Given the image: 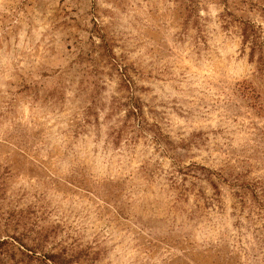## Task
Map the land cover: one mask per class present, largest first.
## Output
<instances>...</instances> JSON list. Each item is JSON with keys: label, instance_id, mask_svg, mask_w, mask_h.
Returning <instances> with one entry per match:
<instances>
[{"label": "rangeland", "instance_id": "obj_1", "mask_svg": "<svg viewBox=\"0 0 264 264\" xmlns=\"http://www.w3.org/2000/svg\"><path fill=\"white\" fill-rule=\"evenodd\" d=\"M197 2L0 0V240L68 264H264V0ZM125 68L145 133L110 115Z\"/></svg>", "mask_w": 264, "mask_h": 264}, {"label": "trees", "instance_id": "obj_2", "mask_svg": "<svg viewBox=\"0 0 264 264\" xmlns=\"http://www.w3.org/2000/svg\"><path fill=\"white\" fill-rule=\"evenodd\" d=\"M194 2V5H198L197 0H192ZM242 36H243V42H251V49L253 52H255L256 48L259 44V36L257 35V28L255 24L250 20H242ZM105 49H108L107 47ZM108 51V50H106ZM93 62V61H92ZM96 63V62H94ZM120 65L117 60L115 62H112V66H118ZM95 68L91 70V72L98 73L99 68L93 65ZM122 69V66H120ZM123 70V69H122ZM120 79L119 82V88L118 91H123V96H112V101L110 104L111 113L110 115L114 114V112H117L119 110H124V118L122 121V128L127 129V132H134L135 131V120H138V133H145V129L149 127L151 124L148 122V119L144 116V109H143V102L141 98H139L135 92L137 90L136 82L132 79V76L127 72V69L125 68V71H121L120 73ZM96 96H94L95 101ZM123 98H126V100H123ZM95 107V106H94ZM93 107H89V112L93 111ZM119 134L122 136V132H119ZM120 136V137H121ZM119 137V138H120ZM14 239V240H13ZM12 240L8 238H4L0 240V263L2 264H9L7 263V258L14 261V264H18L20 260H17V252L15 250L16 244H21L20 247H18V250L21 252V254L27 256L29 260H38L39 264H68L71 260H66V258H63L62 254H56V253H38L35 250H32L28 248L25 244L19 242L15 238ZM15 261L17 263H15ZM26 264H31L26 263Z\"/></svg>", "mask_w": 264, "mask_h": 264}]
</instances>
